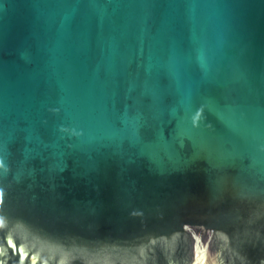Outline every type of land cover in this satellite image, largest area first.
Masks as SVG:
<instances>
[{
	"label": "water",
	"instance_id": "obj_1",
	"mask_svg": "<svg viewBox=\"0 0 264 264\" xmlns=\"http://www.w3.org/2000/svg\"><path fill=\"white\" fill-rule=\"evenodd\" d=\"M0 264H264V0H0Z\"/></svg>",
	"mask_w": 264,
	"mask_h": 264
}]
</instances>
